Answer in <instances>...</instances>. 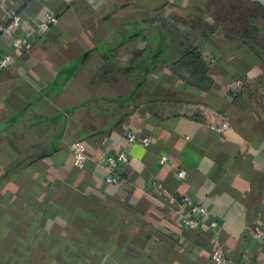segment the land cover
Masks as SVG:
<instances>
[{"label": "crops", "instance_id": "0c3cea01", "mask_svg": "<svg viewBox=\"0 0 264 264\" xmlns=\"http://www.w3.org/2000/svg\"><path fill=\"white\" fill-rule=\"evenodd\" d=\"M199 1L3 0L0 264H264V60L214 15L157 21ZM184 197L207 208L193 231Z\"/></svg>", "mask_w": 264, "mask_h": 264}, {"label": "built area", "instance_id": "2783aa9c", "mask_svg": "<svg viewBox=\"0 0 264 264\" xmlns=\"http://www.w3.org/2000/svg\"><path fill=\"white\" fill-rule=\"evenodd\" d=\"M3 3V0H0V7ZM56 18L52 15H46L45 21L39 25V31L44 33L49 29L51 24L56 23ZM21 16L15 13H10L9 22L5 25L3 31L4 33L13 37V46L15 49H23L26 51H30L32 49V43L30 42L31 35L22 36H14V29L20 25ZM11 62V57L6 56L0 59V69H5L9 66ZM227 125L223 124L217 130L224 131ZM127 140L129 143L137 144L141 142L144 146H148L149 140L142 139L141 141L137 138L136 134L133 132H127L126 134ZM73 159H74V166L82 169L86 165L88 161V157L86 154L87 148L84 143L81 142H74L71 143L69 146ZM127 157L125 154H121L118 157H106L104 159V164L106 165L108 170H113L117 168L119 165L127 163ZM167 159L162 158L161 163H166ZM187 173L185 171H179L178 177L185 178ZM107 182L110 184L118 183V179L109 176L107 177ZM182 206L184 207V213L180 218L181 225L188 229V230H196L201 225V219L203 216L207 214V208L201 204L195 203L188 197H184L181 201ZM215 226V224L213 225ZM254 237L260 241H264V231L260 228L254 229ZM212 260L215 264H231L230 261L225 257V255L221 251H217L214 253Z\"/></svg>", "mask_w": 264, "mask_h": 264}, {"label": "trees", "instance_id": "16d2710c", "mask_svg": "<svg viewBox=\"0 0 264 264\" xmlns=\"http://www.w3.org/2000/svg\"><path fill=\"white\" fill-rule=\"evenodd\" d=\"M263 17V15L254 14L246 6L234 5L232 10L220 15L218 27L227 37L242 41L256 56L264 60L262 33L257 26V19ZM204 33H210V29H204Z\"/></svg>", "mask_w": 264, "mask_h": 264}, {"label": "rangeland", "instance_id": "374dc122", "mask_svg": "<svg viewBox=\"0 0 264 264\" xmlns=\"http://www.w3.org/2000/svg\"><path fill=\"white\" fill-rule=\"evenodd\" d=\"M241 0H201L199 1V3L194 4V6L192 7H183V6H179L178 5H169V7H167V11L162 12V16H158L157 17V21L160 23H163L166 20H170L171 16L169 15V11L173 10L174 15L180 17L181 13L185 14V11L187 12H194L195 15H193L192 13L189 14L191 17H193L195 20L194 21H200V15L203 13H207L208 15H211V17H220V15H224L225 13L229 12L230 9L232 10V7L234 5H241L246 6L250 11H253L254 14H259V15H263L264 16V5H262V3H260L259 0H243L246 2H240ZM180 10V11H179ZM184 12H182V11ZM213 13V14H212ZM214 15V16H213ZM175 16V17H176ZM174 17V16H173ZM174 17V18H175ZM200 19V20H198ZM191 20V19H190ZM189 22H194L193 20H191ZM208 27L209 25H207V23L205 22V24H203V27ZM257 26L261 29V33H262V41L264 43V17L263 18H259L257 19Z\"/></svg>", "mask_w": 264, "mask_h": 264}, {"label": "water", "instance_id": "95a60500", "mask_svg": "<svg viewBox=\"0 0 264 264\" xmlns=\"http://www.w3.org/2000/svg\"><path fill=\"white\" fill-rule=\"evenodd\" d=\"M260 1V3H262V5H264V0H259Z\"/></svg>", "mask_w": 264, "mask_h": 264}, {"label": "flooded vegetation", "instance_id": "af4514ba", "mask_svg": "<svg viewBox=\"0 0 264 264\" xmlns=\"http://www.w3.org/2000/svg\"><path fill=\"white\" fill-rule=\"evenodd\" d=\"M157 56V55H156Z\"/></svg>", "mask_w": 264, "mask_h": 264}]
</instances>
